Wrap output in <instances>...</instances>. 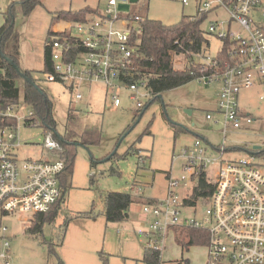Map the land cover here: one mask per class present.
Returning a JSON list of instances; mask_svg holds the SVG:
<instances>
[{
    "label": "rangeland",
    "instance_id": "1",
    "mask_svg": "<svg viewBox=\"0 0 264 264\" xmlns=\"http://www.w3.org/2000/svg\"><path fill=\"white\" fill-rule=\"evenodd\" d=\"M18 1L0 0V12L5 11L8 4ZM39 1L40 4L28 16H23L20 8H16L14 30L19 36L18 66L22 71H31L37 85L52 100L51 115L55 125L53 130L47 131L38 126L25 127L23 119L29 107L20 103L16 130L21 147L16 150V155L19 161L44 159L46 155L41 144L47 135L55 134L74 138L75 158L71 175L60 181L63 200L59 209H55L57 214L51 220L44 221L40 230L28 231L34 217L31 214L16 212L0 216V223L7 228L6 235L10 240V262L147 264L142 259L155 239L153 236L148 238L146 234L152 224L159 222L162 225V221L145 215L144 206L166 198L168 177L179 182L175 190L179 199L190 196L196 184V179L184 172V161L174 158L179 150L190 147L197 138L202 139L205 141L202 142L203 148H206L204 155L215 160L219 158V153L214 147L224 142L232 150L225 153L222 159L234 161L246 158L251 153L236 151V147L248 151L261 147L263 154L254 153V158L264 169L262 92L254 88L240 93L241 112L249 113L252 123L243 125L236 132L227 133L224 140L218 133L221 126H214L206 119L207 114L217 116L215 113L221 88L218 82L205 85L193 80L161 93L153 102L152 97L139 88L137 96L140 99L141 95L147 96L141 99V116L124 86L113 89L120 102L118 107L112 105L110 89L97 82L82 81L77 90L81 98L76 100L74 93L70 94L44 80V46L49 41L48 33H57L61 29L62 23L52 20L56 13L83 9L103 12V0ZM189 1L190 5L184 6L182 0H142L137 12L143 18L172 26L183 17L196 15L195 0ZM124 9L128 10L125 6H118L119 11ZM0 20H3L1 14ZM228 20V14L221 9L207 13L202 20L200 28L209 46L201 62H208L214 57L221 45L220 40L209 33L210 24H214L218 32H225ZM230 32H237L233 23ZM90 133L98 139V144L81 145V138ZM129 148L138 150V154L122 158ZM213 167L208 165L206 169L209 181L213 180ZM112 169L116 174H111ZM112 192L127 193L132 202L127 219L109 223L104 218V198ZM205 206L199 200L195 208L181 207L178 218L202 221L204 214L201 208ZM183 230L172 227L164 231L159 238L160 262L172 263L183 258L190 264H207L210 256L206 245H194L186 250L178 244L176 232Z\"/></svg>",
    "mask_w": 264,
    "mask_h": 264
},
{
    "label": "built area",
    "instance_id": "2",
    "mask_svg": "<svg viewBox=\"0 0 264 264\" xmlns=\"http://www.w3.org/2000/svg\"><path fill=\"white\" fill-rule=\"evenodd\" d=\"M141 1L103 0V12L94 10L81 22H68L59 33L69 36L50 41L52 69L43 74L44 80L74 93L76 100L81 98L77 90L82 81L100 83L110 89L113 107L120 104L113 89L124 86L130 93L129 98L135 101L137 112L142 109L141 99L147 96L141 95L140 99L137 94L139 88L147 92L145 82L131 81L137 69L133 58L139 57V38L146 20L137 12ZM195 2L196 15L191 20L218 9L229 16L225 32H218L214 24H210L208 30L221 42L217 53L224 42L227 44L229 60L220 65L215 55L208 62L202 61L205 65L223 69L196 79L205 85L221 84L217 116L207 114L206 119L214 126H221L218 133L224 140L227 133L252 123L251 115L241 112L240 93L258 88L264 100V0ZM182 4L188 6L190 1L182 0ZM120 5L128 10L119 11ZM232 23L237 27L236 33L230 32ZM20 103L23 102L0 109L2 122L5 119L14 121L0 126V216L16 212L33 216L45 214L61 196L60 177L65 168L61 157L63 149L52 136L47 135L41 144L46 155L44 159L19 161L16 155V150L21 147L16 130ZM28 107L23 125L36 127V124L26 122L33 117V110ZM202 142L205 141L197 138L190 147L179 150L174 158L184 161L183 169L187 175L192 177L204 173L212 186L208 203L201 208L203 220L178 218L181 207H194L196 203L185 204L184 200L189 196L179 199L175 192L179 182L168 177L166 198L143 208L145 215L162 221V225L156 222L150 226L146 236H153L155 240L148 249L159 251V238L172 227L197 228L209 234L207 248L210 260L207 264H264V169L255 162L254 153L234 161L223 160L224 154L231 151L224 142L214 147L219 158L210 160L204 155L206 148ZM260 150L261 147L253 149ZM208 165L214 166L212 181L207 179ZM6 233L7 228L0 223V264H11L10 240Z\"/></svg>",
    "mask_w": 264,
    "mask_h": 264
},
{
    "label": "trees",
    "instance_id": "3",
    "mask_svg": "<svg viewBox=\"0 0 264 264\" xmlns=\"http://www.w3.org/2000/svg\"><path fill=\"white\" fill-rule=\"evenodd\" d=\"M39 4V0H19L17 3L9 4L5 11L1 13L3 23L0 26V109L5 108L9 104L23 102L33 110V117L26 122L34 123L47 131L53 130L55 125L51 115L53 102L37 85L31 71L19 69V36L14 30L16 8H20L23 16H28ZM91 12H93L91 9L60 11L54 15L52 20L71 23L81 22ZM205 17V14L197 17L196 20L183 17L179 23L172 26H166L161 22L148 19L142 24L143 33L139 38L137 49L139 57L133 58L137 69L131 81L143 80L147 92L152 97V102L158 99L160 94L165 91L183 86L203 76L218 73L223 69L220 66L219 68H213L200 61L209 46V41L200 28ZM67 36L69 35L59 32L48 33L49 41L44 46L43 52V74L52 69L50 61L51 50L49 47L50 41H52L51 37L53 39H62ZM226 45L224 42L221 51L216 53L215 56V60L220 65L221 62L229 60ZM139 113L141 116L143 111H139ZM1 120L2 118L0 117V126L14 122L12 119H5L3 122ZM52 137L63 149L61 157L64 160L65 168L60 177L62 182L73 171L76 145H74V138L71 136L53 134ZM80 144L85 146L98 144V139L91 133L89 135L86 134L81 138ZM229 150H232V148H229ZM235 150L263 154L260 151H248L241 147H236ZM115 154H112V157ZM133 154H138V150L132 151V148H129L121 157L126 158L128 155ZM111 174H116V171L112 169ZM191 178L196 179V184L192 189L191 195L184 200V203L194 205L200 200L207 204L212 193V186L206 181L205 174L194 175ZM62 200L63 192L61 189V196L56 204L47 213L34 215L33 220L30 221L32 225L28 231H38L44 221L51 220L57 214L56 210L59 209ZM131 202V196L127 193H108L104 198L105 220L111 223L127 219ZM52 212L53 214H50ZM182 229L184 230L180 233L176 232V240L182 249L187 250L194 245L207 246L209 234L206 230L184 227ZM142 260L147 264H190L187 259L183 258L177 262L161 263L160 251H151L148 248ZM59 264L63 263L60 262Z\"/></svg>",
    "mask_w": 264,
    "mask_h": 264
},
{
    "label": "crops",
    "instance_id": "4",
    "mask_svg": "<svg viewBox=\"0 0 264 264\" xmlns=\"http://www.w3.org/2000/svg\"><path fill=\"white\" fill-rule=\"evenodd\" d=\"M13 3V2H12ZM15 3V2H14ZM9 5V4H8ZM7 5V6H8ZM2 12H0V14H1ZM3 23V20L1 21L0 20V24H2ZM60 23H62V26H61V29L60 30H62V29H64V28H66L67 27V25L69 24L68 22H60ZM1 26V25H0Z\"/></svg>",
    "mask_w": 264,
    "mask_h": 264
},
{
    "label": "water",
    "instance_id": "5",
    "mask_svg": "<svg viewBox=\"0 0 264 264\" xmlns=\"http://www.w3.org/2000/svg\"><path fill=\"white\" fill-rule=\"evenodd\" d=\"M160 97V96H159ZM190 113V112H189ZM259 147H254V149H258Z\"/></svg>",
    "mask_w": 264,
    "mask_h": 264
}]
</instances>
